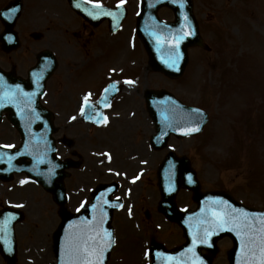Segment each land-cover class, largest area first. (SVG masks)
Here are the masks:
<instances>
[{
    "label": "rangeland",
    "instance_id": "1",
    "mask_svg": "<svg viewBox=\"0 0 264 264\" xmlns=\"http://www.w3.org/2000/svg\"><path fill=\"white\" fill-rule=\"evenodd\" d=\"M140 1L128 0L130 15L122 29L109 40L111 45H115V41L122 43L119 47L122 50L119 53L117 48H112L110 55L114 51L117 59L104 64L101 59L92 66L82 61L84 49L78 45L79 38L73 37V27L68 25L78 22L64 6L42 9L43 12L32 16L30 24V30L45 32V38L34 43L35 51L49 46L59 59V67L48 82L43 103L55 111L58 125L67 123L59 127L57 136H75L84 156L83 167L73 170L69 181V190L76 196L69 208L77 210L79 201L89 196L99 181L118 179L128 183L124 177H116L114 170L126 173L129 178L139 169L146 170L135 190L143 195L140 207L134 209L139 214L129 217L128 204L115 214L116 242L109 264H147L153 238L169 248L184 242L181 228L156 209L158 162L170 149L190 156L204 189L228 190L238 200L264 209V0H194L202 36L211 50L190 48V62L179 79H170L148 69V54L135 33ZM160 16L168 20L174 18L169 8L161 9ZM132 41L139 49L129 52ZM20 59L18 72L26 74L24 66L29 65V58ZM31 60L35 61L34 53ZM127 61L130 62L126 64ZM11 64L8 54L0 50V65L10 69ZM124 64L134 76H129L127 89L122 92L124 103L128 105L110 112L111 117L120 114L116 117L117 126L107 129L117 134L108 135L109 145L106 147L102 142L96 157L92 154L93 144L97 142L94 129L80 120L74 124L65 122L64 117L77 115L81 101L96 97L101 86L112 78L107 77L109 69ZM101 66L103 70H99ZM147 88H165L186 104L205 109L210 119L204 131L182 139L172 137L169 148L154 150L149 143L154 125L142 99ZM136 98L138 108L131 106ZM131 111L139 113V121L136 115L132 119L129 117ZM96 133L101 135L99 131ZM0 142L12 145L20 142L17 131L7 120L0 128ZM103 147L109 151V160L104 159ZM178 203L182 208H194L192 192L182 189ZM5 204L20 206L26 212L25 220L17 225L18 264H52L55 261L52 234L60 216L51 194L27 181L24 175H17L12 182H0V208ZM144 208L150 210V219L145 217ZM219 246L214 264H229L227 251L232 241L225 238ZM0 264H7L1 254Z\"/></svg>",
    "mask_w": 264,
    "mask_h": 264
},
{
    "label": "water",
    "instance_id": "2",
    "mask_svg": "<svg viewBox=\"0 0 264 264\" xmlns=\"http://www.w3.org/2000/svg\"><path fill=\"white\" fill-rule=\"evenodd\" d=\"M74 3L82 14L91 20V10L79 2L74 1ZM163 6L173 9L176 18L174 22H166L158 16V10ZM3 13H5L3 19L6 30L1 40L4 48L9 51L18 46V41L9 42L10 35L15 36L12 31L15 16H10L9 12ZM125 16L126 14H123L121 20ZM137 33L147 48L153 68L172 78H178L183 74L189 61V46L199 45L208 49L200 35L193 13V0H144L138 16ZM181 36L183 39H180ZM177 53L179 59L176 60L175 66H172ZM56 66L54 55L46 52L39 55V62L30 71L28 80L0 70V121L2 112L7 111L9 119L22 136V144L19 148L0 147V177L8 180L13 172L25 171L52 192L58 203L64 205L66 202L64 169L71 164L61 162L57 158L55 140L52 136L56 130L53 114L40 103L46 81L53 74ZM146 100L157 127V132L152 138V144L157 149L167 146L172 133L180 138L198 134L208 122V114L204 110L187 106L166 90H149L146 93ZM197 128L198 131H193ZM158 175L162 192L159 209L170 220L178 222L183 227L187 242L174 250H166L160 244L153 245L152 264H194L197 257L203 264H212L218 251L217 241L225 236L233 240V247L228 251L230 264H260L261 222L258 217L264 215V210L246 206L226 191L202 192L190 160L185 157L178 158L173 152L163 161ZM181 186L193 190V198L198 203L197 209L186 211L178 209L175 197ZM216 201L223 203H214ZM114 208V205L106 203L88 205L81 214H72L66 209L63 210V221L54 234L57 257L55 264H68L69 261L77 259L74 252L70 253L69 246L79 247L85 241L89 246L93 243L101 247L110 245L103 253L102 264H107L114 244L111 226ZM240 212L248 213V222L253 225V233L244 237L247 245L245 254H242L241 238L235 231H230L228 227L223 230L215 229L213 224L214 213H231L238 216ZM13 213L15 214L13 211H6L4 217H0V251L9 264H15L16 261V242L13 232L15 221L21 217ZM206 230L211 232V235L207 236V243H200ZM105 233H109L110 236H106ZM203 249L209 254L202 253Z\"/></svg>",
    "mask_w": 264,
    "mask_h": 264
},
{
    "label": "flooded vegetation",
    "instance_id": "3",
    "mask_svg": "<svg viewBox=\"0 0 264 264\" xmlns=\"http://www.w3.org/2000/svg\"><path fill=\"white\" fill-rule=\"evenodd\" d=\"M9 1L10 0H0V10ZM21 1H22V11H21V14H20V17H19V20H18L17 24H18V31H19V34H20V37H21V40H22L21 41V48H20L19 51L23 50L22 54H24V55H22V54L21 55H17V53L19 51H14V52H11V53H5V55L8 54L9 59H11V61H12L10 69H16L17 71H18L17 62L21 60L20 58H23L24 56H26V58H29V60H28L29 63L28 64H29V66H31L32 65V62H31L32 61L31 60L32 54L34 53L35 56H37L38 52L43 50V49H38L37 51H35V49L33 48V45H34V43L37 40L34 39V37H33V33H32L33 31L30 30V24H31V21H32V15L40 13V12H43L42 9H44V8L55 9L53 7H58V8L60 7V9H61V7L65 5L64 1H62V0H61L62 2H60L58 0H21ZM92 1H96V2H99V3H102V4H108L107 3L108 0H92ZM60 9H58V10L61 11ZM47 26L50 27V24L49 25L47 24ZM101 26L107 27V30H108V22L107 21L101 23L97 27L93 26L90 23H87L86 21L85 22L81 21L80 24H79V28L73 30V35L75 37L79 38L78 39L79 40L78 41V45L80 46V48L84 49V55L82 56V61L85 64L92 63L94 61H97L98 59H104L103 56L99 55L98 51H95L96 48L102 49L103 47H107L105 42L101 43V40H100V38H103V36L98 32V30L101 28ZM2 29H3V25H2V22L0 20V33H1ZM22 32H25V33H22ZM108 34H110V33L107 32L106 30H104V37L105 38L108 36ZM22 37L24 39V42H23ZM32 41H34V42H32ZM79 42L85 43V44L82 45ZM47 47H49V46H47ZM0 50H1V44H0ZM102 53H104V52H102ZM126 64H127V62H126ZM126 64L121 65L119 67H116L119 74H117L118 75L117 78L113 79V80L119 81L120 84L122 83V79L125 78V76H126V72H127V69H128ZM24 67L26 68V66H24ZM101 69H102V67H100V70ZM123 86L124 85H122V89H120L118 94L111 101L110 107L112 109H114V110H117V109L121 110L122 106H127L128 105L127 103L126 104L124 103L125 99H124V96L122 94V91H124L125 86L124 87ZM97 97L98 96H96L93 100L96 101L98 99ZM142 97H143V95H142ZM142 99L144 101V98H142ZM136 100H137V98L134 99L133 102L136 101ZM131 106L135 107V108H138L139 103L136 101ZM112 109L110 111H112ZM134 115H136L137 121H139V113L136 114L135 112L131 111L130 114H129V117L132 119V118H134ZM67 117L68 116L64 117V121L65 122H71L72 121L73 124H74V123L78 122L79 120L82 121L81 115H79V117L75 116V118H77V119H73V120H71L70 117H68V118ZM116 117H120V114L118 113V114H115L113 117H111L112 119H111V122H110L109 126L108 125L105 126V122L108 121V118L106 116L104 124L102 126H104V128L106 129L107 132L102 130L101 127H98V126L95 127L97 131H99V132L101 131L102 135L99 136L96 133V130L94 131L95 141H98L97 145L93 144V151H94V154H95L94 156L98 157L97 150L102 147L101 146L102 140L106 139V143L105 144H106V146H108L110 141H111L110 138L108 137V135L117 134L116 131H112L111 132V131L107 130L109 127H116L117 126ZM65 126H67V123L59 125V127H65ZM59 129L61 130V128H59ZM64 136L65 135L61 136L62 142L59 144L60 154L63 157L72 156V157H75V158H78V154H80L82 156V160H81L82 162L80 164L79 169L82 168L83 164H84V156L79 151V147L81 145L80 142H77V139H75V136L73 137L74 138V140L72 141L73 143H70V140L67 142L66 138H63ZM104 149H106V148H104ZM107 157H108V155H107ZM116 172H118V170H115V173ZM119 172H121V171H119ZM107 173H109V172H107ZM121 174L123 176L127 177L124 172H122ZM72 176L73 175L70 176L69 181L72 179ZM116 177H118V175H116ZM116 180H118V179H116ZM140 182H141V178H139L137 184H139ZM68 184H69V182H68ZM137 184L134 181H132L130 184L125 183L123 186H120V188L118 190L119 191L118 195H121L123 198H125L126 202H130L133 206H137V205L140 206V204L143 202L142 193L141 192L140 193H136L135 192ZM69 193L71 195V199H74L76 197V196H74V192L73 191L69 190ZM90 193H91V191H90Z\"/></svg>",
    "mask_w": 264,
    "mask_h": 264
},
{
    "label": "snow or ice",
    "instance_id": "4",
    "mask_svg": "<svg viewBox=\"0 0 264 264\" xmlns=\"http://www.w3.org/2000/svg\"><path fill=\"white\" fill-rule=\"evenodd\" d=\"M96 7L99 8L100 6L97 5ZM16 11L17 9L12 8L8 14L10 15L12 13H15ZM0 15H5V13L0 12ZM188 34H192V33H188ZM180 39H183V36H181ZM178 59H179V54L177 53L176 59H174L172 62V66H175L176 60ZM105 91H107V89ZM85 101H87V97L85 98ZM198 130H199L198 128L193 129V131H198ZM214 203H223V202L216 201ZM214 216H215V220L213 221L214 228L223 230L225 227H228L230 231H235L237 236L241 238L242 254H245V248L247 247V245L244 242V237L247 236L249 233H253V225L248 222L249 214L246 212H240L238 216H234L231 213H224V214L214 213ZM258 219L261 222L259 233H260V252L262 259L260 260V264H264V215H261L260 217H258ZM105 235L110 236L109 233H105ZM209 235H211V232L206 230L205 236L203 239L200 240V243H207V236ZM251 242L252 241H249V243ZM195 243L196 240L194 238L193 244L195 245ZM108 246L110 245H105L101 247L100 245H97L95 243L89 246L86 241L83 242V245L79 247H73L70 245L69 251L70 253L74 252L77 256V259L69 261L68 264H102L103 253L106 250V247ZM189 251H192V249H189ZM193 255L195 254L193 253ZM93 257H95V259H92ZM194 264H203V262L199 261V258L197 257L196 260L194 261Z\"/></svg>",
    "mask_w": 264,
    "mask_h": 264
}]
</instances>
